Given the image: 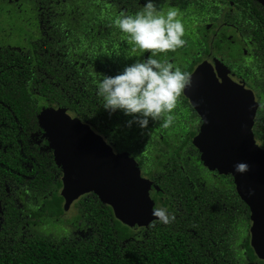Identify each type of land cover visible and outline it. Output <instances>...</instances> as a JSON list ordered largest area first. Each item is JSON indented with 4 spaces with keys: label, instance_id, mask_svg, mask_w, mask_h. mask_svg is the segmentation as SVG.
Wrapping results in <instances>:
<instances>
[{
    "label": "trees",
    "instance_id": "obj_1",
    "mask_svg": "<svg viewBox=\"0 0 264 264\" xmlns=\"http://www.w3.org/2000/svg\"><path fill=\"white\" fill-rule=\"evenodd\" d=\"M200 2L189 15L195 18L188 20L209 22V10L216 4L203 0L202 7ZM143 3L0 0V264H264L247 231L238 232V244L229 243L221 236L214 213L203 218L194 215L195 208L190 211L194 193L186 195L185 173L179 166L163 180L172 202L168 212L173 219L167 225L155 221L133 231L95 193L76 200V216L64 220L68 211L59 193L60 166L49 141L47 148L39 135L38 115L43 108L65 109L115 142L118 130L126 137L142 133L135 123L126 126L131 116L103 109L96 82L142 59L143 53L133 51L112 22L121 12H136ZM263 30L254 29L255 37ZM259 53L254 91L262 101L252 132L264 147V49ZM158 122L149 119L146 128ZM106 124L116 132L110 133ZM155 140L157 151L164 153L162 141ZM188 149L198 152L194 144ZM186 151L184 146L175 149L180 154ZM208 191L217 195L214 188ZM243 222L236 220L237 226ZM50 225L57 229L47 231ZM222 230L224 237L234 235L230 227Z\"/></svg>",
    "mask_w": 264,
    "mask_h": 264
},
{
    "label": "water",
    "instance_id": "obj_2",
    "mask_svg": "<svg viewBox=\"0 0 264 264\" xmlns=\"http://www.w3.org/2000/svg\"><path fill=\"white\" fill-rule=\"evenodd\" d=\"M257 1L264 5V0ZM221 73L201 65L184 88L203 119L193 144L206 167L234 177L237 192L252 214L251 246L264 260V148L252 132L258 103L250 91ZM38 122L63 171L65 211L83 195L95 193L123 224L142 228L157 220L152 213L165 207V196L142 177L132 158L114 154L90 124L65 109L43 108ZM237 163L246 164L247 170L235 171Z\"/></svg>",
    "mask_w": 264,
    "mask_h": 264
},
{
    "label": "flooded vegetation",
    "instance_id": "obj_3",
    "mask_svg": "<svg viewBox=\"0 0 264 264\" xmlns=\"http://www.w3.org/2000/svg\"><path fill=\"white\" fill-rule=\"evenodd\" d=\"M198 1L153 0L154 5H160L164 11L168 10L169 7L175 8L181 21L188 22L187 25H184V45L174 51L157 52L154 58L161 61L167 60L174 67H179L182 71L187 72L189 78L201 65L211 70L219 69L226 77H231L232 81L241 84L244 90L250 91L259 108L262 99L258 92L254 91V83H256L255 62L259 57V52L264 49V33L259 35L261 37H255L254 29L261 26L264 29V5L257 0H213L216 5H214V9L209 10L211 12L209 14L210 21L197 23V21L188 20V18H195L194 14L193 17L189 15L194 12L193 9ZM202 2L203 0L200 2L201 6ZM204 3L206 4V1ZM147 55L148 52L145 51L142 59L146 58ZM172 112L174 119L168 127H162L160 121L155 123L154 127L143 129V134L134 132L133 135L127 137L122 132L124 130L121 131L122 133L118 130V135L115 136L119 138L117 142L112 140L111 136L99 132L92 123L88 124L110 146L114 154L122 155L125 153L134 160L136 167L141 171L142 177L150 180L164 194V209L167 212L172 202L167 191L163 189V180H166L167 177L170 178V171H176V166H179L185 173L186 195H188V191H190V194L194 193L192 197L193 204L189 207L190 211L195 208L194 215L197 217L201 215L203 218L207 213H214L221 236L229 243L238 244L236 240L239 231L245 230L247 231L246 237L250 236L251 210L239 196L232 175L221 174L216 169L210 170L201 160L198 149L196 153L188 149V144H193L194 138L201 133L203 119L184 95V88L181 90ZM120 114L124 116L122 112ZM70 116L76 117L72 114ZM107 127L108 124H106V129L109 132L111 131L110 133L116 132V130ZM42 131L44 130L41 129L39 135L41 139L44 138V144L48 148V140L43 136ZM141 136L142 138H140ZM139 138L140 142H137ZM155 139L162 141L161 144L166 150L164 153L157 151ZM120 140L122 142L118 143ZM182 146L187 148V151L181 152L182 154L180 152L176 153L175 149ZM47 148L42 150L46 151ZM52 155L54 159L53 151ZM184 162L188 166L183 165ZM185 166L188 167V173H186ZM59 168L58 182L61 183L59 190L61 195L63 171L61 167ZM165 173L167 174L165 175ZM209 188L216 189L217 195L214 196L208 191ZM226 188L228 193L223 194V189ZM74 203L77 204V201ZM194 215L193 219L190 218L192 223H194ZM237 219H243L244 222L237 226ZM122 225L133 231L142 230L127 224L122 223ZM224 226L230 227V232H233L234 235L224 237V230H222ZM246 237L243 238V242ZM242 252V255H244L245 251Z\"/></svg>",
    "mask_w": 264,
    "mask_h": 264
},
{
    "label": "clouds",
    "instance_id": "obj_4",
    "mask_svg": "<svg viewBox=\"0 0 264 264\" xmlns=\"http://www.w3.org/2000/svg\"><path fill=\"white\" fill-rule=\"evenodd\" d=\"M112 23L125 34L133 51H147L148 55L126 65L116 75H104L96 82V95L102 100L103 109L109 114L120 110L131 116L126 121L128 127L135 123L144 129L149 119L168 127L174 119L172 110L177 98L189 83V74L167 60L154 57L157 52L174 51L184 45L185 29L178 11L173 7L166 11L157 9L153 0H145L136 12H121ZM234 170L244 172L247 165L237 163ZM152 214L165 225L173 219L164 208H156Z\"/></svg>",
    "mask_w": 264,
    "mask_h": 264
},
{
    "label": "rangeland",
    "instance_id": "obj_5",
    "mask_svg": "<svg viewBox=\"0 0 264 264\" xmlns=\"http://www.w3.org/2000/svg\"><path fill=\"white\" fill-rule=\"evenodd\" d=\"M77 211H78L77 204H75V203L72 204L70 209L68 210V212L65 214L64 220H68L69 221V220L73 219L76 216ZM57 226H58L59 229L62 228L61 225H57ZM45 229H47V231L49 230V231L53 232L57 228H56L55 225H50L49 227H45Z\"/></svg>",
    "mask_w": 264,
    "mask_h": 264
}]
</instances>
